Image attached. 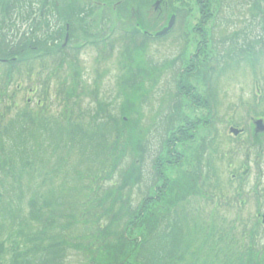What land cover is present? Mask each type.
Segmentation results:
<instances>
[{
  "label": "rangeland",
  "instance_id": "374dc122",
  "mask_svg": "<svg viewBox=\"0 0 264 264\" xmlns=\"http://www.w3.org/2000/svg\"><path fill=\"white\" fill-rule=\"evenodd\" d=\"M50 3L57 10L53 11ZM123 3L128 10L124 16L117 13ZM172 15L175 19L171 31L154 38L152 35L166 26ZM24 32L34 46L25 51L26 55L34 57L38 55L35 52L42 51L46 57L32 61L33 70H26H31L30 75L25 71L27 75L16 79L0 94V114L4 118L1 126L15 112L24 110L33 116L44 110L50 121L59 120V126L69 118L83 124L96 121L95 117L103 116L100 112L94 116L95 111L105 107L117 115L125 97L123 79L133 70L142 71L138 76L145 80L143 88L133 99L137 112L125 115L138 118L135 131L147 140L150 154L141 163L143 182L134 185L121 181L127 187L128 207H135L131 215L142 205L145 184L154 170L152 158L159 151L164 124H167L165 116L174 104L178 108L172 117L174 127L181 122L180 118L194 123V139L175 148L181 156L179 163L174 167L163 166L165 177L176 181L166 188L163 199H158L156 193L154 197L158 200L150 203L147 210L154 209L159 220L168 222L173 215V201V207L182 208L180 214L200 217L220 228L224 238L239 249L238 253L248 246L264 248L261 223L264 214V0H0V35H8L15 41ZM106 35L109 38L104 40ZM231 55L234 57L230 58ZM185 69L188 71L183 75ZM178 79L183 80L186 89H191L188 93L197 95L203 105L188 99L190 94L177 91ZM207 90L214 110L210 133L206 128ZM259 120L261 128L256 130L255 123ZM230 126L238 128L240 133L231 135ZM47 137L40 136V145L30 141L28 151L34 158L31 153L38 150L37 154L46 163L59 160L63 167L61 175L48 178L42 173L39 176L35 166L40 171V167L50 169L52 164L30 165V173L18 183L23 188L21 206L26 211V201L31 195L53 194L55 198L58 191L65 201H82L77 208L62 204L65 213L75 214L71 232L78 237L77 244H67L66 264H88L90 254L81 239L87 224L80 217L87 205L89 187L96 181L105 186L107 181L103 183L95 175L96 162L90 168L89 160H79L77 151L70 146L54 147L62 144L58 136L54 141ZM1 145L7 152V143ZM202 158L207 159L205 165L201 164ZM110 159L115 169L111 179L116 180L120 174L124 175L128 161ZM169 159L174 161L175 156ZM133 160L138 163L131 156L129 161ZM73 168L82 177L76 178L77 182L71 178L75 174ZM110 171L111 168L108 174ZM204 171L205 178H201ZM191 178L193 183L189 184ZM62 182L64 190H61ZM76 184L82 187L80 196L74 191L67 192V186ZM12 185L17 186L12 176L5 179L0 175V211L7 203L3 193L12 192ZM178 186L181 192L176 191ZM167 189H170L169 196ZM153 190L148 194H153ZM159 202L163 204L161 208ZM118 210L115 206L114 211ZM121 222L118 226L116 223L117 228ZM125 231L130 239L127 251L131 258L143 232L137 221H133V226H126ZM129 258H124L125 264H130ZM261 260L264 261V251ZM131 264L135 263L131 261Z\"/></svg>",
  "mask_w": 264,
  "mask_h": 264
},
{
  "label": "trees",
  "instance_id": "16d2710c",
  "mask_svg": "<svg viewBox=\"0 0 264 264\" xmlns=\"http://www.w3.org/2000/svg\"><path fill=\"white\" fill-rule=\"evenodd\" d=\"M6 8L5 5L4 11ZM117 13L123 14L122 16L128 13L124 3L118 8ZM28 37L24 32L17 40L12 41V37L0 35V94L8 85L21 78L27 69L33 70L32 61L46 57L42 51L35 52L38 55L34 57L26 55L27 49H34L33 44L28 42L30 39ZM108 38V35L104 36V40ZM143 38L145 39L146 36ZM233 57L230 56V58ZM39 65L44 67L41 63ZM31 70L26 71L27 74L30 75ZM187 71L186 69L182 71L183 75ZM140 72L142 73L137 69L133 70L130 76L123 79L122 88H124L125 97L119 105L120 113L114 115L108 107H105L94 113L95 116L100 112L103 117H95L94 119L98 120L91 123L74 122L69 118L64 125L59 126V120L50 121L51 119L45 116L44 110L36 112L34 116L28 110H24L20 113L15 112L1 126L4 118L0 114V154L3 155L0 156V175L5 179L12 176L17 183V186L12 185V192L8 190L3 193L7 203L3 211H0V264H66L67 244H77L78 237L73 234V230L71 232L74 219H76L75 214L69 211L65 213L66 208L62 207V204L77 208L82 201H73V203L65 201L61 191H58L55 198L53 194L49 197L31 195L26 201V211L21 206L23 188L18 183H21L22 177L30 173L28 170L30 165L52 164L46 163L42 155L37 154L38 150L31 153L35 155L34 158L28 151L30 141L40 145L42 144L40 136L45 135L51 141L58 136L62 144H55L54 147L70 146L77 151L79 160H89L90 168L91 163L96 162L95 175L103 183L107 181L105 186L97 184L96 181L93 186L89 187L90 195L80 217V220L84 219L83 221L87 224L85 225L86 231L83 232L86 234L81 239L84 241V247L86 246L85 250L90 254L88 264H125L124 258L130 257L127 251L130 239L125 227L133 226V221H137L143 237L134 246L132 257L128 259L130 264L131 261L135 264H264L261 260L263 247L259 250L256 245L254 246L256 249L248 246L238 253L239 249L224 238L220 228L213 227L212 223L205 222L200 217H187L186 214H180L183 212L182 208L173 207V201H171L173 215L170 219L167 217L168 222L159 220L157 215H154V209L147 210L150 203L163 199L166 188L176 181L165 177L163 166L174 167L175 163H179L181 156L175 148L188 139H194L193 131L196 127L194 123L191 124L188 120L180 118L181 122L174 127L172 117L178 110L173 106L174 104L165 116L167 124H164V135L159 151L152 158L154 170L152 169L149 182L145 184L146 191L142 196V205L135 215H131L135 207H128L127 187L121 181L131 182L134 185L143 182L145 177L141 163L144 164L150 154L147 140L135 131L138 118L132 114L131 117L125 115L130 111L137 112L133 99L135 94L142 91L145 81L138 76ZM176 86L177 91H181L182 95L190 94L188 99L194 104L203 105L197 95L192 96L191 92L188 93L191 89H186L187 86L183 80L178 79ZM60 91L63 92L62 89ZM41 98L43 97H39ZM206 104L209 112V105ZM184 121L185 124H182ZM2 142L7 143V152H4ZM131 156L136 158L138 163L136 160L130 162ZM173 156H175L174 161L169 159ZM110 158L113 160L127 159L128 161L123 169L124 175L120 174L116 180L111 179L115 169H113L114 163ZM59 162L58 160L53 163L50 169L49 166L40 167V171L36 170L39 166H35V171L39 176L45 173V177H55L63 169ZM44 168L46 171L43 170ZM109 168L111 171L108 174ZM73 169L75 174L71 178L77 182L76 178L81 179L82 177L81 174H76L77 168ZM63 178L68 179L67 176ZM157 180L161 183L158 181L159 184ZM188 183H193L192 178ZM61 185V190H64L63 182ZM153 188L155 192L148 194ZM66 189L67 192L74 191L77 195L82 191V187L78 184L67 186ZM169 190L167 189V196H169ZM176 191L181 192L182 190L178 186ZM156 193L159 195L158 199L157 196L154 197ZM159 203L161 208L163 204ZM115 206H118V212L114 211ZM109 208H111L110 212ZM183 208H186V205H183ZM120 220H122L121 226L117 228L116 223L117 226L120 225Z\"/></svg>",
  "mask_w": 264,
  "mask_h": 264
},
{
  "label": "water",
  "instance_id": "95a60500",
  "mask_svg": "<svg viewBox=\"0 0 264 264\" xmlns=\"http://www.w3.org/2000/svg\"><path fill=\"white\" fill-rule=\"evenodd\" d=\"M173 22H174V16H171L170 17V20L167 24V26H165L164 28H162L160 31L156 32V36H161V35H164L166 32H168V30L172 27L173 25ZM256 129H260V120L259 121H256ZM259 126V127H258ZM231 131L234 133V134H237V130L236 129H231ZM262 222L264 224V214H263V219H262Z\"/></svg>",
  "mask_w": 264,
  "mask_h": 264
},
{
  "label": "flooded vegetation",
  "instance_id": "af4514ba",
  "mask_svg": "<svg viewBox=\"0 0 264 264\" xmlns=\"http://www.w3.org/2000/svg\"><path fill=\"white\" fill-rule=\"evenodd\" d=\"M47 3V2H46ZM50 7L53 9V11L57 10L56 5L54 4V6H52V3H50ZM112 9H114L113 6H111ZM231 127V126H230Z\"/></svg>",
  "mask_w": 264,
  "mask_h": 264
}]
</instances>
